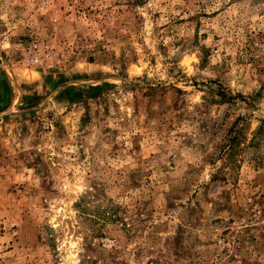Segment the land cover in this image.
Masks as SVG:
<instances>
[{"label": "rangeland", "instance_id": "rangeland-1", "mask_svg": "<svg viewBox=\"0 0 264 264\" xmlns=\"http://www.w3.org/2000/svg\"><path fill=\"white\" fill-rule=\"evenodd\" d=\"M0 264H264V0H0Z\"/></svg>", "mask_w": 264, "mask_h": 264}]
</instances>
